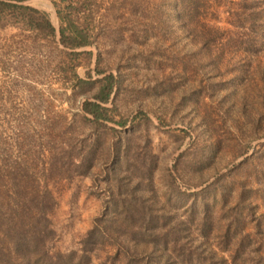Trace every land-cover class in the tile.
<instances>
[{"label": "rangeland", "instance_id": "rangeland-1", "mask_svg": "<svg viewBox=\"0 0 264 264\" xmlns=\"http://www.w3.org/2000/svg\"><path fill=\"white\" fill-rule=\"evenodd\" d=\"M177 1L190 8L189 29ZM55 2L88 24L93 43L69 49L58 33L0 29L1 211L15 190H49L47 246L67 253L98 218L118 225L132 200L130 219L93 244L94 264L117 254L150 264L157 228L225 257L250 232L234 255L252 263L251 244L264 242V0L27 2L58 30ZM108 74L117 82L112 120L96 123L81 106ZM117 136L127 153L114 157ZM143 213L159 220L153 233ZM236 220L247 229L226 233Z\"/></svg>", "mask_w": 264, "mask_h": 264}, {"label": "trees", "instance_id": "trees-1", "mask_svg": "<svg viewBox=\"0 0 264 264\" xmlns=\"http://www.w3.org/2000/svg\"><path fill=\"white\" fill-rule=\"evenodd\" d=\"M29 0H0V29H4L7 26H15L21 31H29L39 35L40 39L54 40L58 33V42L66 48L75 49L92 44L90 39L88 24H78L74 18H71L68 14H64L59 9L58 3L55 2L57 8V14L60 21L58 30L50 22L48 15L32 6L27 2ZM177 1L175 13L178 21H184L183 27L189 29L187 26L189 23L186 19L190 18L191 12L188 6H182V3ZM188 9V10H187ZM259 18L258 20H261ZM264 39V38H263ZM264 43V40H263ZM80 84H89L87 80L79 79ZM98 87L92 99H85L82 103L81 109L84 114L90 115L93 122L99 123L101 120H112L107 116L108 107L107 104L112 102L116 94V78L113 74H108L102 78L96 80ZM120 126H125V120L116 121ZM120 138V137H119ZM117 136V141L110 147V155L122 156L127 152L122 150V143H120ZM11 198L7 203L6 209L3 211L0 209V264H94L90 255V250L94 249L93 244L100 243L106 232L104 229L122 227L123 222L130 219L129 212L132 213V200L128 202L129 209L123 211L125 216L118 225H115L110 218L100 217L97 219V223L89 230L86 236L81 240L80 246L76 250H71L67 253L51 252L47 244L54 237V232L51 226V221L48 217V213L55 205V199L53 195L47 189H36L32 192H22L15 190L9 195ZM114 201L111 203L113 207ZM110 208V207H109ZM139 209H135L137 213ZM139 218L142 222L147 218L146 225L150 226L152 230L159 223V220L150 218V215L143 213ZM100 220L105 224L101 225ZM239 223V225H238ZM235 224V225H234ZM203 226V224H202ZM235 226V227H234ZM226 233H229L231 228L242 230L247 227L240 223V221H233L226 226ZM258 225L256 226V228ZM139 230L143 228L138 227ZM158 234H151L153 240L151 242V253L148 254V259H151L150 264H249V260L241 258L238 260L237 255L234 253L245 250V246H250V243L244 245V240L250 236V232H244L241 239L231 243V248H226V251H231L228 257L217 256L215 251L204 254L207 249L195 247L193 250L187 245V243L179 242L180 239L173 238L171 232H163L162 228ZM125 231V230H124ZM120 233L125 234L124 238L129 241L135 239L138 234L134 233ZM156 231V230H155ZM201 228V232H202ZM115 232V231H114ZM140 234V232H138ZM172 234V236H171ZM227 236V235H226ZM234 239V238H233ZM144 239H140L138 242L142 244ZM261 241V240H259ZM147 242V243H148ZM146 244V243H145ZM252 251L256 256L251 259L253 261L250 264H264L263 253L261 249L264 246V242L254 241L251 244ZM255 245V246H254ZM178 248V249H177ZM186 249L190 251L187 252ZM160 252V256L156 257L152 255L154 252ZM180 251V252H179ZM177 256H173L177 254ZM237 258V259H236ZM149 264L144 260V257L137 258H122L120 254L106 259L96 264Z\"/></svg>", "mask_w": 264, "mask_h": 264}]
</instances>
